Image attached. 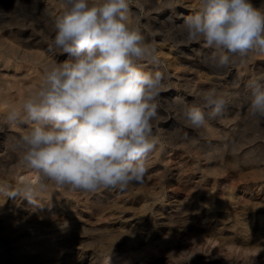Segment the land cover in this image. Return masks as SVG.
<instances>
[{"label":"rangeland","instance_id":"obj_1","mask_svg":"<svg viewBox=\"0 0 264 264\" xmlns=\"http://www.w3.org/2000/svg\"><path fill=\"white\" fill-rule=\"evenodd\" d=\"M252 2L256 7L264 6V0ZM0 3V12L8 14L12 26L24 29L48 47L45 10H53L56 0ZM197 3L198 0H131L132 16L145 40L155 44L159 58L158 65L147 64L146 70H159L165 75L166 88L158 98L163 119L154 129L159 144L149 158L142 184L87 197L69 191L57 197L58 207L56 203L50 206L49 199L38 202L37 209L56 210L55 221L46 220L43 224H48L49 229L43 231L50 235L61 230L65 235V241L61 242L64 235L56 239L55 249L63 255L54 264H109L113 260L116 264H164L171 262L174 248L195 250L196 254L179 257L170 264H264V160L260 167H247L234 158L240 151L264 153V119L251 117L242 99L229 104L219 117L206 115L208 123L201 129L186 126L181 116V109L195 102L200 91L216 88L242 94L250 77L264 73V53H253L247 63L226 69L210 66L207 57L211 49L183 42L179 27ZM169 29L171 34L163 35ZM65 59L66 54H57L56 60ZM10 60V67H0V78L11 79L14 73L29 76L23 87L12 80L7 83L12 92L11 104L4 108L19 105L30 87L40 82L51 58L44 57L35 70V64L20 57ZM8 140L14 162L0 167L5 173L0 181V217L6 213L25 219L34 206L20 196L8 197L5 192L25 183L36 185L41 177L22 164L13 148V138ZM51 190L60 193L62 189ZM168 196L169 205H163ZM55 223L59 225L50 227ZM27 231L23 227L7 238L8 258L0 264L18 262L12 256L13 250L26 244Z\"/></svg>","mask_w":264,"mask_h":264},{"label":"clouds","instance_id":"obj_2","mask_svg":"<svg viewBox=\"0 0 264 264\" xmlns=\"http://www.w3.org/2000/svg\"><path fill=\"white\" fill-rule=\"evenodd\" d=\"M130 2L56 0L53 10H45L48 51L67 59L53 58L40 82L0 120V132L21 128L13 148L41 177L36 185L5 192L8 197L20 196L35 207L49 186L94 194L144 182L159 144L154 129L163 119L158 98L166 85L164 73L146 70L147 64H159L157 49L145 40ZM179 27L183 42L211 49L207 59L216 69L264 53V6L252 0H198ZM237 99L251 117L264 119V73L250 77L242 94L200 91L181 109L183 123L201 129L206 115L221 116Z\"/></svg>","mask_w":264,"mask_h":264},{"label":"bare ground","instance_id":"obj_3","mask_svg":"<svg viewBox=\"0 0 264 264\" xmlns=\"http://www.w3.org/2000/svg\"><path fill=\"white\" fill-rule=\"evenodd\" d=\"M18 1H20V0H18ZM26 1H30V0H26ZM31 3H34V0H31ZM7 6L8 5H6V8H7ZM9 6H10V4H9ZM18 11H20V10H18ZM9 13H10V11H9ZM42 17H43V15H42ZM42 17H41V20H42ZM19 50L22 52L21 56L16 55ZM19 57L22 61H29V62L35 64V68H33L35 70L36 68H38V66L40 65L39 64L40 61L44 57L45 58H51V60L53 58L57 59V54L54 55L53 53L49 52L48 47L41 44V41H38L37 39L33 38L32 35H27L24 32V29L15 28L14 26H12L11 20L9 19L8 14H6L4 12L3 13L0 12V67H5V68L10 67L11 66V60L10 59L11 58L16 59ZM28 66H29V69H31V66L29 64H28ZM5 74L8 75V73H6V72H5ZM28 76H29L28 74L24 75L23 73H20V75H19V74L14 73L12 75L11 79L0 78V120H2L3 116L9 110V107L4 108V106H6V105L9 106L11 104L10 99H11L12 92L10 91V85L7 83H9L10 80H12L13 83L20 85V87H23L25 85V79ZM30 88H32V87H30ZM244 108H246V107H244ZM21 127H26V126H21ZM20 131H21L20 127H18V128H7V127H5L4 131L0 132V167H2L4 165H10L12 162H14V159H12V155H11V148L12 147L9 143L8 138L9 137L13 138L15 136H18L20 134ZM166 133H168V132H166ZM214 149H216V148H214ZM260 151H263V150H260ZM226 154H227V152H226ZM263 155H264V153L256 154V153H253L251 151H240V152L235 154L234 158H235L236 162H239V163L241 162L240 164H242L244 166L260 167V165L263 163L262 161L264 160ZM0 172L2 173V174L0 173V181H3V179L5 177V175H4L5 173L2 171H0ZM52 187H55V186H49L46 191H41L39 193L38 202L49 199L50 200V206H51V203L52 204L56 203V207H58L60 204L58 203L59 201L56 200L57 197L59 195H62V194H69V190L62 189L61 191H59L60 193H58L56 191H52L51 190ZM80 194L83 197H87V195H88V194H84V193H80ZM169 200H170V197L167 199V202L163 203V205L164 204L169 205V203H168ZM163 205H162V209L164 208ZM32 210L33 211L30 212V215L28 216V218H25V219L21 218V217H15V216L10 217L6 213L0 217V218H2V219H0V263H3L8 258V249H6V246L8 244L6 241L7 238L10 237L12 234H14L16 231H18V229H22L23 227H25V229L29 230V231H27L28 239H26L27 240L26 244H24L23 246H20L18 250H13V252H15V253L12 256H13V258L17 259V261H18L16 264H54L56 259H58L60 256L63 255V252L61 250L55 249V246L57 245V244H55V242L58 241L56 239L60 238L61 236L64 235L61 232V230H59V232H57L55 230L53 232V234H50V235H48V232L43 231V229H45V230L49 229L48 224H46V225L43 224L46 220L51 219V222H49V223H52L53 220L55 221L54 218H55L56 210L50 212L49 208L37 209L36 207H32ZM40 219H43V220L40 221ZM160 222H162V221H160ZM58 225H59V223H55L53 226H50V227H54V226H58ZM108 239H110V238H108ZM65 240L66 239H65V235H64V237L61 239V242L65 241ZM234 247H236V246H234ZM47 250H50V251L47 252ZM195 254H196L195 250L185 251V250H180L179 248L178 249L174 248L171 251L170 260L172 262L173 260H176L179 257L189 256V255L194 256ZM162 260H164V259H162ZM87 262H89V261H87ZM116 262H117L116 260H113L109 264H116ZM171 262L167 261L164 264H170Z\"/></svg>","mask_w":264,"mask_h":264}]
</instances>
